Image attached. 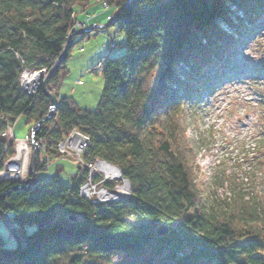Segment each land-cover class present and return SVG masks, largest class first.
Instances as JSON below:
<instances>
[{"label": "trees", "instance_id": "obj_1", "mask_svg": "<svg viewBox=\"0 0 264 264\" xmlns=\"http://www.w3.org/2000/svg\"><path fill=\"white\" fill-rule=\"evenodd\" d=\"M108 1L117 6L114 15L119 11L110 25L124 33L125 54L111 58L108 53L95 110L58 98L52 113L43 83L35 92L21 88L22 66H55L73 13L77 17L97 2L0 0V165L14 146H7L3 133L25 117L28 125L40 124L37 140L60 141L79 128L91 139L84 159L119 166L132 185L130 197L95 205L72 196L86 171H79L72 186L58 177L27 189L0 184V209L19 224L26 242L15 251L1 237L0 264H86L83 251L97 257L140 253L153 242L165 249V264H192L200 257L216 264H264V195L246 197L234 189L231 197L209 206L186 135L187 120L197 119L201 89L209 92L234 71L228 64L232 58L222 55L250 29L264 26V0ZM75 43L73 36L49 79L47 89L56 95L69 73L64 64ZM153 66L158 85L145 88ZM195 83L201 89H194ZM37 158L40 179L43 164ZM162 225L168 232L158 235Z\"/></svg>", "mask_w": 264, "mask_h": 264}, {"label": "rangeland", "instance_id": "obj_2", "mask_svg": "<svg viewBox=\"0 0 264 264\" xmlns=\"http://www.w3.org/2000/svg\"><path fill=\"white\" fill-rule=\"evenodd\" d=\"M99 3L102 1H97L94 8L78 14L77 17L84 19L97 12ZM115 8L117 6L98 13L92 21L105 25L113 19ZM249 34L222 55L224 59L232 58L228 64L234 71L239 69L230 73L233 74L232 77L225 78L209 92L202 90L200 84H194V89H201L197 119L187 120L186 135L189 139L188 149L192 152V164L196 165L194 174L204 187L209 206L217 205L231 197L234 189H241L246 197L264 195V26L250 29ZM74 38L76 43L64 64L69 73L56 93L60 99H72L79 108L95 110L104 89L102 69L97 67V63L109 48L111 41L116 42L118 46L109 51V56H123L126 50L125 35L117 26L110 25L97 28L89 36L76 35ZM81 47H85L84 52L80 51ZM207 70L213 73L215 68L210 67ZM156 71V66H153L145 76V88L158 85ZM179 73L186 75L183 67L179 69ZM39 127L40 124L28 125L25 117H19L12 126L13 136L15 139L25 140L31 146L32 141L27 139V136ZM11 143L14 145L13 152L6 154L4 162L2 160L1 163L3 165L17 153L16 142L10 141L9 144ZM35 153V150H31L29 162L25 160L31 171ZM79 171L83 169L79 170L72 160L59 159L50 167L49 179L58 177L63 184L72 186L73 178ZM47 176L46 171H39L40 179ZM36 180L37 177L34 181ZM11 221L10 226L16 227L24 246L25 240L20 226H15L13 222H16L12 219ZM1 237L7 241L8 247L16 249L17 241L3 218L0 219ZM85 248L83 246L80 250ZM83 253L86 264H165L167 261L165 249L157 242L147 245L140 253L115 251L113 254L98 257L91 256L86 251ZM216 263V260L200 257L192 264Z\"/></svg>", "mask_w": 264, "mask_h": 264}, {"label": "built area", "instance_id": "obj_3", "mask_svg": "<svg viewBox=\"0 0 264 264\" xmlns=\"http://www.w3.org/2000/svg\"><path fill=\"white\" fill-rule=\"evenodd\" d=\"M94 1L97 2L99 0ZM100 1H102V3H99L100 6L97 12L90 14L84 19L77 18L75 13H73L74 24L69 31L67 39H69L71 34L81 29H85L88 32L97 29L98 25L92 20L98 13L108 11L114 7L107 0ZM116 47L117 43L113 42L103 57L99 60L97 64L98 68L104 66L109 51ZM80 51L84 52L85 48L81 47ZM16 55L19 59L21 58L18 53H16ZM52 68L43 67L29 69L23 67L19 78L21 88L29 92H35L48 76ZM34 75L37 76L35 77ZM38 129L39 128H36L31 132L30 136H27V139L30 138L32 141L31 146L23 139L14 138L12 126L3 133L7 145L10 141L16 142L17 153L8 158L4 165H0V184L14 182L17 183L20 188L26 186L29 188L37 187L40 181L36 180L33 183L28 181L31 177V170L30 165L27 166L25 163V160L28 161V156L31 150H35L41 156L43 170L48 173L46 180L50 177V167L55 162L59 161V159H70L75 162L76 165L81 167V169L86 171V180L79 186L77 193L72 194L76 199H85L92 204L100 205L107 202L121 201L131 196L132 185L130 181L125 178L123 171L119 166L102 158H97L93 161H86L84 159V153L91 141L90 136L85 132L79 128H73L72 131L60 141H55L51 136L45 138L42 137L37 140L36 134ZM6 204L8 205V202H6ZM14 224L19 227L18 224Z\"/></svg>", "mask_w": 264, "mask_h": 264}, {"label": "water", "instance_id": "obj_4", "mask_svg": "<svg viewBox=\"0 0 264 264\" xmlns=\"http://www.w3.org/2000/svg\"><path fill=\"white\" fill-rule=\"evenodd\" d=\"M119 14V11H117L113 17V19H111L110 21H108L105 25H102V27H107L109 26L114 18ZM86 31L85 29H81L79 31H77L75 33V35H82L84 34ZM71 43H72V35L69 37L68 39V42L65 46V48L63 49L62 53H61V56H60V59L59 61L57 62V64L55 65V67L50 71V73L48 74V76L45 78V80L43 81V90H44V93L45 95L48 97V100H49V104H50V107L52 109V113L54 112V110H56L59 106V100H58V97L57 95L52 92V91H49L47 89V86H48V82H49V79L51 77V75L53 74L54 70L59 66L61 65L62 61H63V58L66 56V53L68 51V49L70 48L71 46ZM36 164H37V156L35 154L34 156V160H33V164H32V176L28 179L29 182L31 181H34L35 177H36ZM28 187L26 186L25 189H27ZM0 216L1 218L4 219V222L6 224V226L8 227V229L12 232L13 236L15 237L16 241H17V247L16 249H13L15 251H19L22 249V241H21V238L20 236L18 235V233L16 232V230H13L12 227L10 226L11 224V219L10 217L8 216V214L6 212H4L3 210L0 209ZM158 235H165L167 232H168V228L166 226H161L159 227L158 229ZM3 252H9V251H3Z\"/></svg>", "mask_w": 264, "mask_h": 264}, {"label": "bare ground", "instance_id": "obj_5", "mask_svg": "<svg viewBox=\"0 0 264 264\" xmlns=\"http://www.w3.org/2000/svg\"><path fill=\"white\" fill-rule=\"evenodd\" d=\"M111 9H113V7H112ZM113 11H114V10H113ZM112 43H113V41H111V44H112ZM111 44H110V46H111ZM117 46H118V44H117ZM114 49H115V48H114ZM102 57H103V56H102ZM102 57H101V58H102ZM101 58H100V59H101ZM100 59H99V60H100ZM22 67H27V66L24 65V66H22ZM27 68H28V67H27ZM29 69H33V68H29ZM34 76L36 77L37 75H34ZM11 222H12V221H11ZM13 224H14V222H13ZM16 224H17V223H16ZM11 227H12L13 230H16V227H14V226H11Z\"/></svg>", "mask_w": 264, "mask_h": 264}]
</instances>
